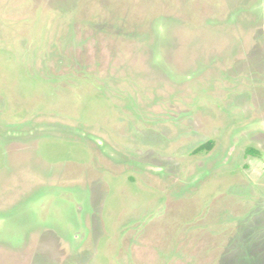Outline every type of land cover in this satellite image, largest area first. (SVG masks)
<instances>
[{"label":"rangeland","instance_id":"374dc122","mask_svg":"<svg viewBox=\"0 0 264 264\" xmlns=\"http://www.w3.org/2000/svg\"><path fill=\"white\" fill-rule=\"evenodd\" d=\"M0 264H264V0H0Z\"/></svg>","mask_w":264,"mask_h":264},{"label":"trees","instance_id":"16d2710c","mask_svg":"<svg viewBox=\"0 0 264 264\" xmlns=\"http://www.w3.org/2000/svg\"><path fill=\"white\" fill-rule=\"evenodd\" d=\"M204 147H211V143L208 142L207 144H203L202 146H200L198 149H202Z\"/></svg>","mask_w":264,"mask_h":264}]
</instances>
